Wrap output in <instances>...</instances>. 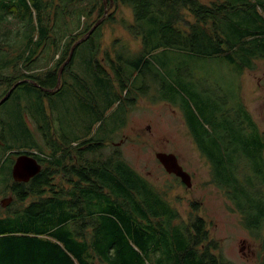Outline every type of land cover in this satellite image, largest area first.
<instances>
[{
  "label": "trees",
  "instance_id": "trees-1",
  "mask_svg": "<svg viewBox=\"0 0 264 264\" xmlns=\"http://www.w3.org/2000/svg\"><path fill=\"white\" fill-rule=\"evenodd\" d=\"M120 5L128 7L133 16V23L122 17L121 26L133 37L141 36L142 47L132 57L126 55L128 49L115 50L114 56L105 51L110 76L98 57V40V53L91 60L94 66L85 67L86 73L89 67L94 69L92 90L85 84L91 98L86 110L115 100L118 107L111 106L105 118L99 111L100 127L108 126L104 131H93L92 125L82 133L78 126L76 140L82 145L77 151V174L67 168L76 180L59 187L53 179L54 141L48 132L56 117L54 95L69 88L82 99L81 91L72 86L75 80L82 83L72 68L75 50L82 42L93 49L96 29L106 21L115 22ZM106 8L110 11L102 22L75 46L58 84L57 73L72 45L103 15V0H0V82L6 84L0 98L16 82L30 79L16 88L26 93L35 111L40 110L26 108L38 123L44 120L38 129L53 150L43 157L45 166L33 182L18 187L16 206L0 216V264H232L223 257L219 242L210 237L202 217L194 216L187 223L178 220L164 192L128 165L120 146H109V154L101 148L103 139L112 141L113 134L125 125L136 97L152 90L149 85L139 87L137 75L142 84L151 76L157 85L152 99L179 108L193 143L209 164L212 182L240 214L243 227L257 236L255 231L264 222V134L244 105L228 113L219 96L204 101L206 86L195 78H184L185 62L168 67L167 74L158 69L149 73L146 63L149 55L171 48L189 54L188 59L202 68V61L211 58L238 73L252 68L256 60L264 61V0H107ZM95 12L96 18L89 21ZM43 57L45 69L37 70L34 62ZM8 69L23 72L12 76L6 74ZM17 120L15 125L21 129ZM11 124L6 118L0 123V181L7 172L6 152L28 147L18 140L10 142ZM27 132L32 135L25 128ZM33 142L40 147L34 137ZM27 197L31 201L23 205ZM260 264H264V240Z\"/></svg>",
  "mask_w": 264,
  "mask_h": 264
},
{
  "label": "rangeland",
  "instance_id": "rangeland-1",
  "mask_svg": "<svg viewBox=\"0 0 264 264\" xmlns=\"http://www.w3.org/2000/svg\"><path fill=\"white\" fill-rule=\"evenodd\" d=\"M200 1L209 3L211 0ZM108 11H110L109 8H107L106 13ZM96 16L97 12L91 16L89 21L95 19ZM115 16V22L106 21L96 29L93 34L96 43L93 49L88 42H82L76 48L72 68L82 78V83L76 80L71 83L75 91L77 89L81 91L82 99L69 91V88L54 95L56 117L49 123L48 132L51 133V136L56 133L54 127L57 120L63 123L64 130L72 134H78L79 129L82 133H86L88 127L90 128L92 125L93 131L108 129L107 125L100 127L99 111L104 114L111 106L117 108L118 101L115 100L111 104L100 102L99 107L94 111L90 109V112H88L86 110L89 107L86 103H90L91 98L85 84L91 91L93 82L90 80V75L94 72V69L89 67V73H86L85 67H88V64L94 66L91 60L93 54L98 53V40H100L101 47L98 57L105 65V69L110 76H112V71L104 61L105 51L110 56H114L115 50L125 51V49H128L125 53L132 57L137 55L135 52L138 53L142 47L141 36L133 37L120 24L122 17L133 23L130 9L120 5ZM11 23L14 24V21ZM57 23L60 24V21L58 20ZM72 26H75V24L72 23ZM72 28L73 31L76 29ZM115 39L119 41L113 42ZM188 57L189 54L169 48L149 55L147 57L149 61L146 65L149 67V73L153 69H158L160 72L167 74L169 72L168 67L171 69L172 66L185 62L184 78H195L206 86L208 93L204 94V101L219 96L221 107L224 108L223 111L233 109V113L238 106L244 105L245 110L250 114L259 131L264 134V61L256 60L252 68L244 69L241 73H238L232 66H227L225 62L216 58L202 61L204 63L202 68L199 65L196 66V63L193 64V61H190ZM45 62L46 57H43L40 61L34 62V65L37 70L45 69ZM26 71L25 69L24 72ZM20 72H23V69L16 72L8 69L6 74L13 76L18 75ZM153 82L154 79L148 76L142 84L141 75H137L138 86L142 88L149 85L152 90L147 95L141 93L136 97L135 102L127 112L125 125L113 134L112 141L108 142L109 137L105 138L106 140L103 139L104 145L101 150L104 154H109L112 151L109 146H114V144L120 146L122 158L128 165L149 181L157 191L165 193L163 195L178 212V220L187 223L194 216L202 217L206 222L210 237L219 242L223 257L231 261L232 264H260L264 240V222L255 231L257 236L243 227L240 214L233 209L231 202L223 194V190L212 182L209 164L193 143L179 108L168 102L152 99L155 94V87L157 88V85H154ZM5 88L6 84L0 82V95ZM83 99L85 101L81 102ZM132 101L133 98L129 99V102ZM24 102L28 104H24ZM32 105V101L28 99L26 93L22 92L21 88H16L13 95L0 104V115L2 118H6L8 122H10V119L12 121V132L9 135L10 142L18 140L33 149L46 150L47 140L43 132L38 129L40 122H44V120L40 118L41 120L38 123L34 116L26 111V108H28L31 111L40 112L39 109L35 111L31 107ZM44 107L46 113L50 114L49 105L46 102H44ZM25 111L29 115L27 117L29 130L40 147L34 144L32 135L28 132L25 133ZM227 112L232 113V111ZM105 116L106 114L102 118H105ZM15 117L16 120L19 118L17 122L21 125V129L15 125ZM106 121L109 120L106 118ZM22 129L23 132H21ZM158 151L172 152L177 155L179 163L190 174V187H187L179 178L176 179L174 175L164 170L155 158V152ZM64 185L66 184L63 183L61 186ZM1 190L2 183H0V198L4 195ZM28 201L26 200L22 204L26 205ZM14 206H16V203L13 204L12 209ZM2 213L4 212H0V216Z\"/></svg>",
  "mask_w": 264,
  "mask_h": 264
},
{
  "label": "flooded vegetation",
  "instance_id": "flooded-vegetation-1",
  "mask_svg": "<svg viewBox=\"0 0 264 264\" xmlns=\"http://www.w3.org/2000/svg\"><path fill=\"white\" fill-rule=\"evenodd\" d=\"M45 93H48V92H45ZM27 117H29V115L25 111L24 120L26 123V129L29 130V126L27 123L28 121ZM0 123H3V118L1 117V115H0ZM54 128L56 131L55 135L51 136V133L49 134L52 137V140L54 141V159L56 161V172L53 175V179H54V183L58 185L59 187H61L63 183L68 184L69 180L71 179L76 180V174H77L76 169H77V164H78L77 151L82 144L76 140V134L69 133L65 135L68 132L63 129V124L60 123L58 120L55 123ZM0 132L3 133L1 126H0ZM7 133L9 134L8 131ZM40 151L41 153L37 151L36 149H33L32 147L28 146V147H20L18 149L11 148L10 150L6 152V157L8 161L7 169H6L7 172H6L5 177H3V179L0 181V183H2L1 191L4 194L0 198V212L5 213V212L11 211L13 203H14V199H15V193L18 187L20 186L23 187V185H30V183L33 182L35 176L41 171L40 170L35 175L31 176L27 181L14 180L13 174H12V168L16 160V157L19 154H27L35 158L37 162L41 165V169H43L46 163L44 162L43 157L46 155L50 156L53 150L51 147H47L46 150L41 149ZM67 168L68 170L73 169L76 172L74 177H71L67 174ZM26 200H29L27 202L28 204L31 201V197H27L26 199L22 201V203ZM4 213H2L1 215L3 216Z\"/></svg>",
  "mask_w": 264,
  "mask_h": 264
},
{
  "label": "water",
  "instance_id": "water-1",
  "mask_svg": "<svg viewBox=\"0 0 264 264\" xmlns=\"http://www.w3.org/2000/svg\"><path fill=\"white\" fill-rule=\"evenodd\" d=\"M106 4H107V0H103V5L105 7L103 15L93 24V26L81 38L75 41V43L72 45L69 56L62 63V65L59 68L60 70L57 73L58 83L60 80L59 78H60L61 70L70 61L72 57L73 49L75 48V46L79 44L81 41L88 38L91 32H93V30L99 24V22L104 19L106 11H107ZM110 5H111V2H110ZM24 80L30 81V79H24ZM24 80L18 81L14 85H12L9 88V90L5 93V95L0 98V103H3L8 98L13 88ZM155 158L158 160V162L162 165V167L167 173L174 174L175 176L179 177L180 181L183 184H185L187 187H190L191 185L190 174L186 170L183 169L182 165L178 161L177 156L174 153L158 151V152H155ZM40 170H41V165L37 162L35 158L27 154H19L16 157V160L14 162V165L12 168V174H13L14 180L16 181H27L31 176L35 175Z\"/></svg>",
  "mask_w": 264,
  "mask_h": 264
},
{
  "label": "bare ground",
  "instance_id": "bare-ground-1",
  "mask_svg": "<svg viewBox=\"0 0 264 264\" xmlns=\"http://www.w3.org/2000/svg\"><path fill=\"white\" fill-rule=\"evenodd\" d=\"M59 70H60V69H59ZM60 75H61V73H60ZM57 83H58V81H57ZM17 86H18V85H17ZM17 86H15L14 88H16ZM14 88H13V90H14ZM13 90H12V91H13ZM11 93H12V92H11ZM11 93H10V94H11ZM10 94H9V95H10ZM0 104H1V103H0Z\"/></svg>",
  "mask_w": 264,
  "mask_h": 264
}]
</instances>
